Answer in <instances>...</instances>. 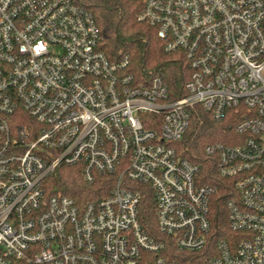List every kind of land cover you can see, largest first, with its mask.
Masks as SVG:
<instances>
[{"label":"built area","instance_id":"2783aa9c","mask_svg":"<svg viewBox=\"0 0 264 264\" xmlns=\"http://www.w3.org/2000/svg\"><path fill=\"white\" fill-rule=\"evenodd\" d=\"M134 1L165 51L184 54L185 97L110 61L74 0H0V264H264V0ZM194 106L234 123L230 145L205 148L233 181L225 239L210 219L217 189L178 151ZM60 167L108 194H51Z\"/></svg>","mask_w":264,"mask_h":264},{"label":"trees","instance_id":"16d2710c","mask_svg":"<svg viewBox=\"0 0 264 264\" xmlns=\"http://www.w3.org/2000/svg\"><path fill=\"white\" fill-rule=\"evenodd\" d=\"M93 15L101 29L100 50L112 62L128 61L127 71L138 83H146L153 77H160L168 86L170 100L186 96L185 85L190 71L182 52L168 53L155 30L138 17L142 5L134 0H74ZM190 124L178 151L183 158L200 167L204 184L217 189L210 204V219L215 238H228L226 204L234 196L233 181L221 178L216 160L208 157L205 148L210 144L230 145L229 138L235 137L231 121L218 123L199 106L190 108ZM51 194L71 197L84 205L105 197L108 190L103 183L88 185L75 168L60 167L47 182ZM142 219L147 225H154L152 198L145 197ZM182 264H203L205 257L200 254H182Z\"/></svg>","mask_w":264,"mask_h":264}]
</instances>
